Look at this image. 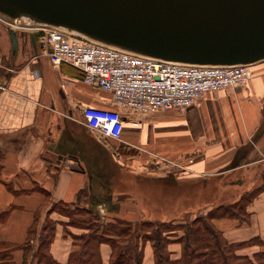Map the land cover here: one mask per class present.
Listing matches in <instances>:
<instances>
[{
    "label": "crops",
    "instance_id": "0c3cea01",
    "mask_svg": "<svg viewBox=\"0 0 264 264\" xmlns=\"http://www.w3.org/2000/svg\"><path fill=\"white\" fill-rule=\"evenodd\" d=\"M43 35L11 27L0 17V264H37L32 253L38 237L30 233L37 224H55L50 252L57 264H68L80 235L91 228L81 218L136 224L200 211L203 206L179 211L181 196L158 199L156 185L199 184L202 199L204 178L226 171L219 170V152H231L241 142L264 151V131L252 141L264 124V59L252 64L246 83L206 93L183 112L139 116L119 108L109 91L87 83L79 68L53 65ZM89 106L127 116L121 140L101 139L84 124L83 109ZM247 213L246 220L214 217L212 223L228 243H242L238 254L253 258L264 251V244L254 242L264 240V190ZM172 233L169 251L175 260L182 255V230ZM29 238L34 248L26 253ZM138 241L142 264H155L152 243ZM99 251L102 264H111L110 242L103 241Z\"/></svg>",
    "mask_w": 264,
    "mask_h": 264
},
{
    "label": "water",
    "instance_id": "95a60500",
    "mask_svg": "<svg viewBox=\"0 0 264 264\" xmlns=\"http://www.w3.org/2000/svg\"><path fill=\"white\" fill-rule=\"evenodd\" d=\"M0 15L164 60L264 59V0H0Z\"/></svg>",
    "mask_w": 264,
    "mask_h": 264
},
{
    "label": "built area",
    "instance_id": "2783aa9c",
    "mask_svg": "<svg viewBox=\"0 0 264 264\" xmlns=\"http://www.w3.org/2000/svg\"><path fill=\"white\" fill-rule=\"evenodd\" d=\"M31 27L44 33L53 65L68 63L79 68L87 83L109 91L119 108L139 116L164 110L183 112L202 95L244 84L252 75L251 64L164 60L95 42L56 26ZM83 116L84 124L101 139H122L127 116L119 109L89 106L83 109ZM132 123L138 126L140 121L133 119Z\"/></svg>",
    "mask_w": 264,
    "mask_h": 264
},
{
    "label": "trees",
    "instance_id": "16d2710c",
    "mask_svg": "<svg viewBox=\"0 0 264 264\" xmlns=\"http://www.w3.org/2000/svg\"><path fill=\"white\" fill-rule=\"evenodd\" d=\"M261 127L257 131L259 134L264 131V124ZM220 216L242 218L235 209H226L220 205L206 215L188 219L185 217L182 221L175 218L133 224L116 218L107 224H100L92 218L86 221L81 218L79 221L84 224L86 222V228H91L88 233L80 235L78 247L71 252L68 264H102L99 245L103 241L110 242L112 246L111 264H142L143 247L139 246L138 241L140 237L152 243L155 264H264V251L254 254L253 258L240 255L237 249L242 243H228L224 239L221 231L212 223L214 217ZM175 230H182L179 238L182 242V255L173 260L169 251L171 239L168 236ZM34 232L30 230L31 234ZM54 234L55 224L47 222L37 236L38 248L32 253L37 258V264H57L50 252ZM108 234L111 239H106ZM24 244L26 253L34 248L30 238Z\"/></svg>",
    "mask_w": 264,
    "mask_h": 264
},
{
    "label": "rangeland",
    "instance_id": "374dc122",
    "mask_svg": "<svg viewBox=\"0 0 264 264\" xmlns=\"http://www.w3.org/2000/svg\"><path fill=\"white\" fill-rule=\"evenodd\" d=\"M93 41L98 42L96 40ZM262 133L263 131L259 134L258 137H252V141L257 142ZM253 146L254 144L252 142H241L239 143V145H236L234 150L231 152H219L221 158L223 159L219 170L226 171L219 176H206L204 178V190L202 189V199H200L201 188L199 184L198 186L190 185L189 183L179 185L177 183H174V181L171 182L174 186L172 188L169 184H167L166 187L160 184L156 185V197L159 199L163 195L167 197L168 195H170L173 200H175L177 199V197L181 196L180 205L178 206L179 211L189 209L191 206H193L194 209L198 208V206H203L202 208H200V211H198V209H191V213H184L182 217H179V221L184 220L183 218L185 217L187 219L189 217L195 218L200 213H205L208 209L214 208L219 205L221 207H226V209H235L239 217L247 219L248 205L254 200L256 196H258L264 190V160L261 159L262 157H264V151L257 152L259 148L254 151H251V148ZM222 149H225V147H222ZM206 152L208 156H212V151ZM254 159H256L257 161L252 162L251 160ZM178 161L180 160H176V162ZM231 167H236V169H231ZM196 195L198 197V200L194 199ZM191 197L193 199H191ZM52 207L54 209H57V204L53 203ZM60 208L62 207L60 206ZM231 211L232 210L228 212ZM235 218L240 219L238 217ZM242 218L240 219L241 221L243 220ZM168 219L169 217L166 218V220ZM42 228L43 226H39L38 224L33 228L36 237L42 232ZM254 242H257L261 245L264 244V240L262 241L261 239L254 240ZM263 248L264 246H262V249Z\"/></svg>",
    "mask_w": 264,
    "mask_h": 264
}]
</instances>
